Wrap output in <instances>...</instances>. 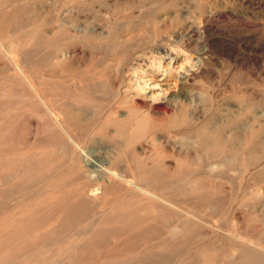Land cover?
<instances>
[{
    "label": "rangeland",
    "instance_id": "obj_1",
    "mask_svg": "<svg viewBox=\"0 0 264 264\" xmlns=\"http://www.w3.org/2000/svg\"><path fill=\"white\" fill-rule=\"evenodd\" d=\"M0 1H2L0 2L1 5L0 16L9 14V11L14 10L11 7V5L13 4L12 1L14 0H0ZM18 1L19 0H17V3H20L21 5H24L27 2V0H20L19 2ZM107 1H108L107 4L97 5L96 6L98 10L97 13L95 12L89 14L88 16L90 20L89 19L88 20L91 21L90 23L92 25L98 23L99 24L109 23L110 21H114L115 28L113 27V32L111 34L112 36L100 40H94V39L85 40L83 43H78L74 46H71V49L72 48L75 49L74 56L70 61L71 62L70 66L72 69L78 68L80 70L82 69V71L84 72H87L95 67L96 62L111 61L112 63L116 64V62L120 61L123 56L130 53L136 45L142 44L145 41L150 40V37H152V25H153L152 23H150L152 16L155 14L159 15L160 12H163V10H167L169 5L170 6L172 5L171 7L169 6L170 9L172 7L178 9L181 8L182 6L189 5L187 6V11H188L187 14L189 19L192 18L191 20H195V18L193 17H196V15L200 19L199 17V14L201 13L200 6L203 5L202 4L203 0H107ZM1 3L4 4L2 5ZM37 3L39 4V8H40V10L38 9V12L40 11V16L42 15L41 17H39V21L42 20L40 23L42 24L43 22V24L41 25L39 23L41 26L37 24L38 26L35 27L36 28L40 27L42 31L43 29L44 31L45 30L47 31L49 30L48 29L49 27L44 21L48 17H50V15L53 12L52 10L49 9L52 8L54 10V8H56L61 4V0H37ZM206 4L207 7L210 6L209 7L210 16L207 20L208 22H210L209 25L211 24V26L209 28V35L208 33H206L207 34L206 39L208 41L210 40V42L208 44L209 53L207 52L204 55L205 62L202 63V59L197 54L191 55L192 56L191 60L189 59L187 60L185 57H181L180 59L173 62L172 67L169 68L171 72L169 73L165 72V69H163L161 72L156 73L155 76L153 77L154 80L149 82V84L154 83L156 85H152L149 88H147V91L145 90L146 92H144V94L148 95L149 100L150 98L153 99L151 101L155 100L154 101L155 107L158 106L159 109L167 110L169 112L171 109L167 105L168 101L173 97V95L175 96L179 94V92L183 91L184 86L181 85L182 79L185 76H190L192 70L195 71L199 66H201L200 68L201 70L199 72L200 76L196 77L197 78V79L195 78L196 81L192 80L190 85H188L192 89L193 91L192 93H194L196 96L194 97L195 99L194 101H196L194 103H197L198 100H201L202 101L201 105H205L208 109L206 110L207 113H205V115L202 113H199L202 114L200 115V117L197 114L195 115L200 118L198 119L196 117L197 119L196 126L203 124L204 120L208 118L209 115L210 118L211 116L213 117L212 121H214L215 124H217L218 121L221 122L222 121L221 119L224 118V116H227L228 114L235 112L236 110L235 104L237 106L242 107L243 110L247 106L245 108L247 109L246 111H249L250 108L253 107V105L257 106L259 109L258 111H260L261 113L263 112L262 114H264V0H209V2H207ZM47 7H49V9ZM3 8L5 9V11ZM169 8L168 10H170ZM41 11L42 13L45 14H42ZM197 17L196 20L198 19ZM35 27H31L30 29H34ZM138 31L141 33H139ZM139 39L140 41H138ZM129 44L130 46L134 44V46L128 47L127 45ZM118 45L119 46L121 45V47H119ZM223 46H225L226 49ZM19 60H21L19 57L14 56L13 61L15 63L19 62L18 64L19 65L21 64L20 66L22 67V62ZM5 62L0 60V71L3 72L9 71L10 69V67L8 66L9 64ZM16 66L17 68H19L17 64ZM23 67H25V69H30L33 67V64L27 66L28 68L26 67V65ZM46 72L47 73L49 72V68L46 69L45 73ZM142 75L143 74H139L140 80L138 82L142 86H144L143 83L147 82L148 78L150 77H148L147 74H144L143 76ZM3 76L4 75L0 74V91H3L5 89L4 87L5 84L2 80ZM46 89L44 93L46 97H48L50 93L48 91L50 89H48L47 86ZM22 90L24 89L20 88L18 89V92L21 94V92H23ZM79 90H81L82 92L84 91L85 93L90 95L91 98L97 100L102 95L104 88L101 86L100 87L97 86V87H87L85 89L79 88ZM27 93L28 91L26 90L25 94ZM23 94L24 93H22V95ZM26 98L28 100L25 99L26 100L25 101L22 98L17 99L15 97L16 100L21 101L20 102L21 104L18 101L16 103V100L13 98L12 100L9 99V103L12 106L9 105L8 101L7 103L9 107H12L11 109L13 110L10 109L11 113H9L8 111V114L6 111L9 110L7 103H3V101H0L1 103L0 104L1 105L0 106V131H1L0 132V181H1L0 185L2 184L0 186V191L2 192V193L0 192V198H1L0 200L3 202L4 199L5 201L4 203L2 202L0 203L1 204L0 205L1 206L0 207V224H1L0 225V264H61V263L89 264L98 261L99 262L103 261L104 263L106 260L110 259L111 257H114V253L115 256H119L120 254L123 255L125 253H128L129 251L137 249L140 246L139 243L135 244V242L134 243L131 242L129 245L127 242L125 243L124 241L121 240L125 239L126 241L130 237L132 238V240L130 239V241H133V239L136 241L138 239L137 242L141 240V243H143L142 240L143 241L147 240V236H149L148 238H154L157 237V233H160V235L163 234L164 238L167 240L166 245L162 248L163 251L161 249L155 256L151 257L150 260H148V263L147 261L144 262L145 264H153V263L154 264H237V263L242 264L240 255L242 254L241 252L243 250L242 249L243 247L246 248L247 246H249L254 251L258 249L263 250L264 227H262V225L264 226V217L262 215H264V185L261 184L262 182H260V180L262 178H260V175L258 173H260L259 170L261 169L264 170V164H263L264 152L263 155L261 154L260 158L257 159L247 158L237 163L236 165H231V167L230 166L225 167L222 163L220 164V162L217 159H216L218 161L216 162L217 164L216 163L209 164L210 162L209 163L199 162L198 158L201 157L202 154V153L200 154V152L196 153L191 151L192 153L191 152L186 153V151H183L182 152L183 155L180 154L181 156V159H179L180 162L178 161L179 163H176V166H173L172 164L169 165L170 167L168 168L169 170H167L166 168V170L164 169V172L166 173L168 171V173L166 174L172 176L176 175L181 180L184 178V180L180 182L182 190L186 186L184 191L186 190L189 192H196L198 189L202 188L204 192L208 193V199H209L208 201L211 202L209 204L210 205L209 207L211 208L209 207L204 208L202 205L193 201L194 200L193 196L186 197L185 195H183L178 197L176 195L170 194L169 192H167L166 190L157 186L154 183H148L149 184L148 185L143 182H139L135 178L134 180L132 179V181H130L129 185H132L131 183H133V185H136L137 187H134L132 185V187L136 189L135 191L128 193V195L126 193L127 189L124 190L123 189L124 187L118 190L120 191V193L117 190H116L117 193L114 191L112 192V190L105 191L103 186H98V184H96L99 183V181L105 175L104 173L105 170L107 169L106 161H104L102 156L104 152V148H102V146L104 145L92 144L86 149L87 151L85 150L82 153V155L85 156L82 155L80 156V162L82 164L84 163L83 165L86 166L88 165L87 167L90 169L88 178L90 184L92 183V187H90L89 185L86 188L92 192L86 193L87 195L85 193H80L79 197L81 199L82 198L84 199L89 195L88 198L89 197L95 198L96 200V202H94L95 204L90 208H85L84 205L82 204L77 205L79 208L76 207V205H74V207L76 208L70 206V208H73V210L74 209L76 210L78 209V210L77 212H75V210L74 211L70 210L71 213L69 212L70 214L68 213L67 216H63L61 214V216H63L64 218L59 216L60 210H58L57 207L59 205H54L53 209L49 211L50 213H48L47 215L43 214L42 212L43 210L39 209V207L41 208L40 206L41 204L39 203L52 199L53 198L52 195L54 194V196H56V194H58L57 191L60 192L63 190L62 188L63 186L65 189V187L68 186L67 183L70 184L74 176V174H72L73 175L72 176L70 173H72L73 171L75 173L78 166L77 167L73 166V164L71 163H74V160H72L73 162L71 161L69 162V164H66L65 167L66 169L65 168L62 169L61 167L63 165L61 164L65 161L66 157L62 160V163L61 160L58 161L61 164L57 162L60 165H56L57 164L56 162L53 163V158H54L53 152L51 153L50 150L51 147L48 148L47 146V144L51 143L52 138L49 135V133L45 131L46 129L44 128V126H47V124L50 122V120H47L50 119L49 112L45 109L46 106L42 105L41 100L39 102V101H35L39 99H34L29 97ZM24 101L25 102L28 101L27 102L28 105L27 103L26 104L23 103ZM33 103H36L37 105ZM5 105L7 107H5ZM16 105L17 106L19 105L18 110H17L18 107L16 108ZM31 105L34 108L31 107ZM39 105L40 107H37ZM25 107L27 110L25 109ZM29 107H31L32 110L31 108L29 109ZM227 108L230 109L231 112ZM19 110L20 113L22 112L23 113L17 114ZM13 111H14V115L12 114ZM5 114L8 115L7 118ZM44 114L47 116H45ZM2 117H4L5 119L4 118L2 119ZM18 118H20L18 123L16 122L15 124H13V122L18 120ZM12 119L14 121H12ZM239 123L243 124L242 126L245 127L247 125L245 123H248L246 116L243 117ZM236 124L237 123L233 121L229 125V127H232V129L236 130L237 129ZM3 126L5 128L7 127L8 132ZM8 126H11L12 128L10 129L13 130L9 131ZM14 127L16 128L14 129ZM4 131L10 133V135L5 133ZM6 134L8 137L6 136ZM3 135H5V137ZM261 136H264V132L261 133ZM58 152H60L59 154H61L63 151L60 150ZM197 154L200 156H198ZM61 155L59 156L63 158V156ZM51 156L53 157L51 158ZM50 160L52 161L53 165L49 164ZM34 161H36L37 163ZM200 161H202V159ZM32 164H34L36 167ZM261 164H263V166H260ZM44 165L46 166V168ZM50 165L51 168H49ZM54 165L58 167L55 168L56 166L53 167ZM133 167L134 166L127 167V169L124 172L125 176L128 177V179L133 178V176H129L130 174L136 173V172H132L135 171ZM180 167L182 170H180ZM56 169H58V171H56ZM177 169H179V171ZM61 170H63L64 172L65 171L70 172V173L68 172L67 174L65 173V175H67L66 177L67 179L64 180L65 176H62L64 172L62 173V175L60 174L62 172ZM26 172L29 175H26ZM30 172H32L33 175L30 174ZM180 173H182L183 176H181L182 174ZM58 174L62 176V179L60 180L62 181L61 183L58 182L60 178ZM13 175L15 180L13 179ZM21 176H22V180L20 179ZM27 176L32 180L29 179ZM42 176L43 178H41ZM17 178H19V180ZM55 178L58 180H56ZM65 182L66 185L64 184ZM199 182L202 184L204 183V185L202 184L200 185ZM7 184L9 185V187ZM46 186H48V189L46 188ZM60 187L62 189H60ZM139 187L140 189L143 188H148L150 190L152 189L151 191L153 192V194L155 193L154 196L157 199L162 200V203L164 202L163 204L165 205H163L164 207L162 211L157 212L156 217H153V219L154 218L157 219L156 220L154 219V221L153 219H151L150 222L146 221V224L147 223L149 224L148 225L143 224L142 227L144 228L139 227L142 225V223H140V225H138L139 223H136L135 225L137 228L134 229L135 228L134 225V227H132L133 230H130V232L128 233L126 232H123L121 234L112 233L111 235H107L108 238L105 237V239L102 240L95 239V236L93 237V235H96L95 232L97 231L95 227H97L101 221L104 222L106 220V219L103 220V218L104 217L106 218L110 213H112L111 210L113 208H114L113 212H115V216H116V214H118L119 211L126 208V207L124 208L125 205L127 206V208L131 210L132 208L135 207L133 206L134 200L137 201L138 198L140 199L139 195L137 196V194L139 193L138 191H140ZM86 188L81 189V192H84V189ZM192 188L193 189L197 188V189L192 190ZM162 189L166 192L165 194ZM187 189H191V190H187ZM49 192H51L52 194H50ZM122 193L123 194L126 193V194L123 195ZM12 194L13 195L16 194V196H12ZM20 194L22 196H20ZM104 195L105 197H103ZM131 195H133V198L134 196L135 198L137 196V199L135 198L134 200H132L133 198L130 199L132 197ZM5 196H9V198L6 199ZM125 196L126 197L129 196V199L126 198ZM126 199H128L129 201H127ZM125 201L128 204L125 203ZM139 201L140 203L138 201L134 203L135 205L137 204L136 207L133 209L134 211L136 208L138 209V211H135L136 213L137 212L139 213V211L141 212L147 206L149 207L151 205L145 202L144 200L141 201L140 199ZM143 202L145 203L143 204ZM167 202H169L168 207L166 205ZM11 204L14 206L13 208H11L12 207ZM117 204L119 205V207ZM139 204L140 205L142 204V206H140ZM6 205L7 207H5ZM9 205L11 206L10 208ZM236 206L238 207V209ZM121 207H123V209ZM218 207H220L221 209H219ZM21 208L23 209L21 210ZM141 208L143 209L141 210ZM37 209L38 211L40 210L41 212H38ZM117 209L119 210L117 211ZM87 210L90 212H88ZM72 211L75 212L74 214L76 216L72 213ZM84 211L87 212L88 214L84 213ZM32 214H34L35 216L37 215V217H34ZM39 214L45 215L44 218L45 219L47 218L46 219L47 221L43 218V216L41 220V216ZM84 214L86 215L83 217ZM112 214L114 215V213ZM25 216L26 218H28L29 216L28 218L29 225L33 224L35 226L27 225V229L29 228L28 230L26 229L19 232L15 224L18 223L19 220L21 221V219H26L23 218ZM31 216L33 217L31 218ZM80 216H82V218ZM70 217L72 218L70 221L73 222H69ZM17 218L19 219L18 221L16 220ZM75 218L77 221L74 220ZM160 219L163 220L160 221ZM156 221H158V223H156ZM62 222H64V225ZM162 222L163 225L165 223L164 227L161 224ZM195 222L199 224H195ZM159 223L162 227L158 228L157 225H159ZM60 224L62 227L60 226ZM95 224L97 226H93ZM58 225L59 228L57 227ZM153 225H155V227ZM193 226L194 228L192 230ZM66 227L69 229H67ZM157 228L159 229V232L157 231L158 230ZM149 229L150 231L148 232ZM139 230H141L143 235H146L145 236L146 238L143 237V235L141 234V232H139ZM144 230H146L148 232L147 234L149 235L143 232ZM161 230L163 233L161 232ZM131 231L132 232L134 231V233H132ZM135 232L141 234V236L136 234ZM24 233L26 236L24 235ZM71 233L73 234L70 235ZM54 236H56L55 239ZM65 236H68L69 239H67V237ZM186 236H191V238H193L191 239L192 240V242H190L191 244L181 243L179 244V246H174L169 242V241L174 242L176 240L183 242ZM89 238L90 240L91 239L92 240L90 241ZM78 239L80 240L78 241ZM81 240L82 241L85 240L84 242L86 243V249H84L85 243L82 244ZM77 241L83 247L84 251L85 250L87 251V248L90 245L93 247V248H88L87 252L89 253L85 251V254L87 253L89 255H85V254L82 255V252L80 250L82 249V247L79 245V243H76ZM194 241L196 242L194 243ZM92 242L94 245L92 244ZM121 242L124 243L122 244ZM35 244L37 246H35ZM126 244H128L127 247L129 249L126 247ZM54 251L57 252L55 253ZM116 253H118L119 255L118 254L116 255ZM231 259L233 262H231Z\"/></svg>",
    "mask_w": 264,
    "mask_h": 264
},
{
    "label": "bare ground",
    "instance_id": "obj_2",
    "mask_svg": "<svg viewBox=\"0 0 264 264\" xmlns=\"http://www.w3.org/2000/svg\"><path fill=\"white\" fill-rule=\"evenodd\" d=\"M31 1H33V0H27L26 4L22 3L24 5H21L20 3H17V0H14V1H12L13 4L11 5V7L14 10L13 11L7 10V11H9V14L5 13L6 15H4V16L1 15L2 17L0 16V60H2L4 62L6 61L9 64L8 66L10 67L9 71H6V72L0 71V74L4 75L2 77V80L5 84L4 85L5 89L3 91H0V101H3V103H7V101H8V103H9V99L12 100V98L15 99V97L17 99L22 98L23 100L27 99L26 97L39 99V100H35V101H39V102L41 100L42 105L46 106L45 109L49 112V116H50V119H47V120H50V122L48 121L49 123L47 122L48 124H47V126H44V128L46 129L45 131H47L52 138L51 143L47 144V146H48V148H50V147L52 148V149L50 148V150H51V153L53 152V155H54L53 163L54 162L57 163L60 160L62 163V160L66 157L65 161L62 164L60 162H58L64 166V167L63 166L61 167L62 169H64L66 167V164H69V162H71L72 160H74V163H71V164H73V166H75V167L78 166L75 173L73 170H71V171H73L72 173H70L68 171L71 175L74 174V176L72 175L73 176L72 182L70 184L67 183L68 186L65 187V189L63 186L62 187L63 190L60 192L57 191L58 194H56V196H54V194H53L52 195L53 198L51 197L52 199L47 200L48 199V197H47V199L45 198L47 201L39 203V204H41L40 205L41 208L39 207V209L43 210L42 211L43 214L47 215L48 213H50L49 211H51L53 209L54 205H59V206H57L58 210H60V212L57 210L60 214L59 216H61V214L63 216H67L68 213L70 212V210H73V208H70V206L74 207V205H76V207H78L77 205L82 204V205H84L85 208H90L91 206H93L95 204L94 203V202H96L95 198H90V197L88 198L89 195L84 199L83 198L81 199L79 197L80 193L86 194L88 192H92L86 188L89 185H90V187H92V183L90 184L89 178H88V176H89L88 174H89L90 169L87 167L88 165L87 166L83 165L84 163L82 164L80 162V156L92 144L104 145V146H102V148H104V152H103L102 156H103L104 161H106L107 169L105 170V173H104L105 175L102 177V179L99 181V183H96V184H98V186H103L105 191L112 190V192L114 191L117 193V191L120 188L122 189L124 187L123 189L124 190L127 189L126 193L128 195V193L133 192L136 189V188L134 189L132 187L133 183H131L132 185H129L130 181H132V179L134 180V178H135L139 182H143L145 184L154 183L157 186H159V187L163 188L164 190H166L167 192H169L170 194L176 195L178 197L183 196V195H185L186 197L187 196L188 197L193 196V198H194L193 201L202 205L204 208H206V207L208 208L210 206L209 204L211 203L210 201H208L209 200L208 199V193L204 192L202 188L198 189L196 192H189L186 190L184 191L186 186L182 190L181 183H180L181 181L184 180V178L181 180L176 175L172 176V175L166 174V173H168V171L166 173L164 172V169L166 170V168H167V170H169L168 169V168H170L169 165L172 164L173 166H176V163L180 162L179 161V159H181L180 154H182L183 151H186V153L187 152L189 153L191 151L196 152V153L200 152V154L201 153L202 154H201V157L198 158L199 162H203V163H209L210 162L209 164H215L216 162L219 161L220 164L222 163L225 167L226 166L231 167V165H236L237 163H239L242 160H245L247 158L257 159V158L261 157V154L263 155V152H264V136H261V133L264 132V126H263L264 114H262L263 112L261 113L260 111H258L259 109L257 106L253 105V107H251V108L249 107L250 108L249 111H246L247 109H245V108L247 106L243 110L242 107L237 106L235 104V106H236L235 112L228 114L227 116H224V118L221 119L222 120L221 122L218 121V123L215 124V122L212 121L213 117L211 116V118H210L209 117L210 115H209L208 118H206L204 120L203 124L196 126L197 125L196 117L198 119H200L199 118L200 115H202V114L205 115V113H207L206 110H208V109L205 105H201V102H202L201 100H198L197 103H194V102H196V101H194L195 100L194 97H196V96L194 93H192L193 91L188 85H190L192 80L196 81L195 78L200 76L199 72L201 70L200 69L201 66H199L197 68V70H195V71L192 70V73L190 74V76H185L182 79L181 85L184 86L183 91L179 92V94H177L175 96L173 95V97L168 101L167 105L171 109L169 112L167 110L159 109L158 106L155 107V105H154L155 100L151 101V100H153L151 98L149 100L148 95L144 94V92L147 91V88H149L152 85H156L154 83L149 84V82L154 80L153 77L155 76V74L158 72H161L163 69H165V72H168V73L171 72L169 68L172 67L173 62L180 59L181 57H185L187 60L188 59L191 60V58H192L191 55L197 54L202 59V63L205 62L204 55L208 52V44L210 42V40L208 41L206 39L207 38L206 33H208V35H209V28L211 26V24L209 25L210 22H208V20H207L210 16V10H209L210 6L207 7L206 3L209 2V0H203V2H202L203 5L200 6V8H201V13L199 14L200 19L196 15V17L198 18L197 19L198 21L196 20V17H193V16L192 17L195 18V20H191L192 18L191 19L188 18L187 6H189V5L182 6L181 8H178V9H175L174 7H172L175 10L172 8L170 9L169 4H168L169 6L165 5V6H168V8L170 10H168V8H167V10H163V12H160L159 15H156V14L153 16L151 15L152 18L150 20V23H152L153 25H152V37H150V40H147L142 44H138V43H137L138 45L135 44L136 46L133 48V50L130 53H128L127 55L123 56L120 61L116 62V64L112 63L111 61L96 62L95 67L92 70L90 69V71H87V72L82 71V69L80 70L78 68H75V69L71 68V66H70L71 62L70 61H71L72 57L74 56V50H75L74 48L71 49V46H74L78 43H83L85 40H90V39L100 40V39H105V38H108L109 36H112L111 34L113 32L114 21L108 20V21H110L109 23H100V24L98 23V24L92 25L90 23L91 21H89L90 18L88 16L91 13H95V12L97 13V11H98L96 8L97 5L107 4L108 1L107 0H61V4L59 6H57L56 8H54V10L52 8L49 9V7H47L49 10L53 11L52 14L50 15V17H48L44 21L47 24V26L49 27L48 28L49 30H47V31L46 30L44 31V29L42 31V29H40V27L39 28L35 27V26H38L37 24H39L42 21V20L39 21V17H41L42 15L40 16V11L38 12V9L40 10V8H39V4L37 3V0H34L33 2H31ZM0 2H2V1H0ZM1 4L3 5L4 3H1ZM8 7H9V4H8ZM4 8H6V7H4ZM190 9H189V11H190ZM4 11H5V9H4ZM41 13H42V11H41ZM49 13H50V11H49ZM42 14H45V13H42ZM92 16H94V15H92ZM42 24H43V22H42ZM31 27H35V28L30 29ZM130 30H131V28H130ZM139 33H141V32H139ZM125 38H128V37H125ZM119 40H120V38H119ZM138 41H140V39ZM130 44L127 46L129 47ZM16 45H17V47H16ZM131 46H134V44ZM119 47H121V45ZM223 47L225 48V46H223ZM123 50H126V49H123ZM14 56L15 57L17 56L21 59L19 61L22 62V67L20 66L21 64L20 65L18 64L19 62L15 63L13 61ZM16 64L19 66V68H17ZM30 64H33V67L30 69H25V67H23L25 65L27 67ZM47 68H49V72L45 73ZM139 74H143V75L147 74V76L150 77V78H148L147 82L143 83L144 86H142L138 82L140 80ZM45 85L47 86L48 89H50L48 91V92H50L48 97H46V95L44 93V91L46 89ZM97 86L98 87L101 86L104 88L102 95L97 100L91 98L90 95H88L84 91L82 92L81 90H79V88L85 89L87 87H97ZM20 88L24 89L25 92L27 90L28 93L25 94L24 90H22L23 92L20 91L21 92V94H20L18 92V89H20ZM22 93H24L25 95L24 94L22 95ZM240 99H241V97H240ZM242 99H243V97H242ZM244 100H246V99H244ZM17 101L19 103L21 102L19 100H16V103H17ZM25 101L23 103L26 104L28 101L27 102H25ZM39 102H38V104H39ZM3 103H2V105H3ZM8 103H7V106L9 107L10 103H9V105H8ZM33 104H36V103H33ZM27 105H28V103H27ZM7 106L5 105V107H7ZM10 106H12V105H10ZM31 107H33V106L31 105ZM31 107H29V109ZM37 107H40V105ZM233 107H234V105H233ZM11 108L12 107H9V110H6L7 114H8V111H9V113H11L10 111L13 110ZM16 108L18 110L19 105L18 106L16 105ZM25 109H26V107H25ZM31 110H32V108H31ZM224 110H226V109H224ZM228 110H230V109H228ZM6 111H5V113H6ZM230 112H231V110H230ZM18 113H20V110H19V112H17V114ZM22 113H20V114H22ZM199 113H202V114H199ZM7 114H5L6 118L8 116ZM12 114L14 115V111ZM196 114L199 115V117L195 116ZM5 115H4V117H5ZM45 116H47V115H45ZM245 116L248 120V123H245L247 125L245 127H243L242 126L243 124H240L239 122ZM4 117H2V119ZM38 117H41V116H38ZM20 118H18V120H16L15 122H13V124H15L16 122L18 123ZM10 119H11V117H10ZM14 119H15V117H14ZM44 120H46V119H44ZM12 121H14V120L12 119ZM12 121H11V124H12ZM233 121L235 123H237L236 124L237 125L236 130L232 129V127H229V125ZM11 126H8L9 131L11 130L10 128H12ZM1 128H2V126H1ZM15 128L16 127H14V129ZM5 129L7 131V127ZM6 131H4V132L7 133L8 131L7 132ZM7 134L10 135V133H7ZM7 134H6V136H7ZM3 136L5 137V135H3ZM5 145H7V144H5ZM60 150L64 152V153L62 152L63 154L61 153L62 155L59 154L60 152H58ZM73 153H75V154H73ZM59 155L63 156V158L60 157ZM202 155H203V157H202ZM82 156H85V155H82ZM198 156H200V155H198ZM34 157H35V155H34ZM47 157H48V155H47ZM52 157L53 156H51V158ZM201 159H202V161H200ZM31 160H33V159H31ZM51 160H50L51 163L49 162V164L53 165ZM38 161H40V160H38ZM48 161H49V158H48ZM34 162H36V161H34ZM199 162H198V164H199ZM58 163L56 165H60ZM263 164H261L260 166H263ZM32 165H34V164H32ZM56 165H54L53 167H55ZM37 166H38V164H37ZM132 166H134L133 169H135V171H132V172H136V173H134L135 177H134V174L129 175V176H133V178H130L131 179L130 180V179H128V177L125 176L124 172L127 169V167H132ZM14 167H15V165H14ZM57 167L58 166H56L55 168H57ZM69 167H70V165H69ZM71 167H72V165H71ZM38 168H39V166H38ZM45 168H46V166H45ZM49 168H51V165L49 166ZM259 168H261V167H259ZM8 169H10V168H8ZM34 169H36V168H34ZM59 169H60V167H59ZM177 170L179 171V169H177ZM180 170H182L181 167H180ZM56 171H58V169H56ZM61 171H60L61 172L60 174L62 175V173L64 171L63 170H61ZM68 172L65 171L63 173L62 176H65L64 180L67 179L66 178L67 175H65V173L67 174ZM259 172L260 173H258V174L260 175V178H262L260 180V182H262L261 184L264 185V170L261 169V170H259ZM177 173H175V174H177ZM30 174H32V172H30ZM48 174H49V172H48ZM53 174H55V173H53ZM60 174H58L60 177L58 182L61 183L62 181H60V180L62 179V176H60ZM180 174H182V173H180ZM26 175H29V174H27V172H26ZM181 176H183V174ZM15 177H17V176H15ZM41 178H43V176ZM69 178H70V176H69ZM13 179L15 180L14 175H13ZM17 179L19 180V178H17ZM20 179L22 180V176L20 177ZM29 179H31V178H29ZM35 179H37V178H35ZM56 180H58V179H56ZM96 182H98V181H96ZM64 184L66 185V182ZM201 184L202 183H200V185ZM28 185H29V183H28ZM202 185H204V183ZM50 186H51V184H50ZM93 186H94V184H93ZM133 186L137 187L136 185H133ZM8 187H9V185H8ZM95 187H97V186H95ZM46 188L48 189V186H46ZM62 188L60 187V189H62ZM83 188H86V189H84V192H81V189H83ZM139 189H140V187H139ZM194 189H197V188H194ZM194 189L192 188V190H194ZM151 190L148 188H143V189H140V191H138L139 193L137 194V196L139 195L141 201L144 200L148 204H151L149 207L147 206L145 209L141 208V210L142 209L143 210L141 212L139 211V213L138 212L136 213L135 211H138V209L136 208L135 211L133 210L137 205V204L135 205L134 203L137 201L140 203V201H139L140 199L138 198L139 199L138 200L137 196H136V198L134 196V198L137 199V201H136V200H134L133 195H131L132 197L130 196L131 197L130 199L133 198L132 199V200H134L133 206H135V207L132 208V210H131V209L127 208V206L124 204L125 205L124 208L126 207L127 209L126 208L123 209V207H121L123 210L119 211L118 214H116V216H115V212H113L114 211L113 210L114 208H113L111 211H112V213H114V215L112 213H110L106 218L105 217L103 218V220L106 219L104 222L101 221L102 220V218H101V220H100L101 222L98 224V226L96 224L93 225V226H97V227H95V229H97V231L95 232L96 235H93V237L95 236V239L102 240V239H105V237H107V235H111L112 233L113 234L114 233H117V234L120 233L121 234L123 232L128 233V232H130V230H133L132 227H134V225L136 223H139L138 225H140V223H142V225L139 227L144 228V227H142L143 224L145 225L146 221L150 222V220L153 219V217H156L157 212L162 211V209L164 207L163 205H165V204H163L164 202L162 203V200H159L154 196L155 193L153 194V192ZM164 190H163V192L165 194L166 192ZM187 190H191V189H187ZM121 191H123V190H121ZM29 192H30V190H29ZM118 192L120 193V191H118ZM49 193L52 194L51 192H49ZM53 193H55V192H53ZM43 194H44V192H43ZM125 194H123V195H125ZM194 194H196V195H194ZM160 195H162V194H160ZM12 196H16V194H14V195L12 194ZM20 196H22V195L20 194ZM103 197H105V195ZM113 197H114V195H113ZM178 197H177V199H178ZM2 198H4V197H2ZM5 198L8 199L9 196H5ZM106 198H107V196H106ZM126 198L129 199V196ZM45 199H43V200H45ZM128 199H126V200L129 201ZM163 200H164V198H163ZM1 202L2 201L0 200V203ZM4 202L5 201L3 199L2 203H4ZM30 202H32V201H30ZM145 202H143V204ZM170 202H171V199H170ZM125 203H127V202L125 201ZM168 203L169 202L166 203L167 207H168ZM6 204H9V203H6ZM3 205H5V204H3ZM129 205H130V203H129ZM11 206L9 205V208L14 207L12 204H11ZM23 206H24V204H23ZM140 206H142V204ZM171 206H173V205H171ZM5 207H7V205ZM76 207H74V208H76ZM118 207H119V205H118ZM81 208H80V210H81ZM130 208H131V206H130ZM209 208H211V207H209ZM218 208L221 209L220 207H218ZM22 209L23 208H21V210ZM172 209H173V207H172ZM237 209H238V207H237ZM40 210L38 211V209H37L38 212H41ZM74 210H75V212H77L78 209L77 210L74 209ZM103 210H104V208H103ZM118 210L119 209H117V211ZM73 211H72V213L74 214L75 212H73ZM111 211H109V212H111ZM167 211H169V210H167ZM88 212H90V211H88ZM100 212H102V211H100ZM84 213L88 214L85 211H84ZM43 214L42 215L39 214L41 216V220H42V216H43V218L45 217V215H43ZM86 214H84L83 217ZM107 214H108V212H107ZM32 215L34 217H37V215L36 216L34 214H32ZM72 215H71V217H72ZM26 216L23 218H26ZM29 216H30V214H29ZM29 216H28V218H29ZM33 216H31V218ZM63 216H61V217L64 218ZM262 216L264 217V215H262ZM53 217H55V216H53ZM71 217L69 218V222H73V221H70L72 219ZM80 217L82 218V216H80ZM159 217H158V219H159ZM28 218H26V219L20 218L21 221L18 218L16 219L17 221L19 220V222L15 224L19 232L27 229V225H29ZM67 218H65V219H67ZM154 219H153V221H154ZM30 220H32V219H30ZM74 220L77 221L76 218ZM162 220L160 219V221H162ZM57 221H59V220H57ZM66 221H64V222H66ZM158 221H156V223H158ZM64 222H62L63 225H64ZM163 222L161 223L162 225H163ZM197 222H195V224H199ZM148 224L149 223H147L146 225H148ZM9 225H7V226H9ZM32 225L33 224H31L29 226H32ZM164 225H165V223H164ZM164 225H163V227H164ZM33 226H35V225H33ZM60 226H61V224H60ZM153 226L155 227V225H153ZM157 226H158V228L162 227L160 225V223ZM57 227L59 228V225ZM188 227H190V226H188ZM262 227H264V226L262 225ZM58 228H55V229H58ZM63 228H64V226H63ZM136 228L137 227L135 225L134 229H136ZM193 228H194V226L192 227V230H193ZM67 229H69V228H67ZM260 229H261V227H260ZM162 230H161V232H162ZM134 231L133 232L131 231V232L134 233ZM149 231H150V229L148 230V232ZM157 231L159 232V229ZM139 232H141V230H139ZM143 232H145L146 234L148 233L146 230H144ZM72 234L73 233H71L70 235H72ZM136 234L141 236L142 232H141V234H139V233H136ZM158 234H159V236H158ZM24 235H25V233H24ZM39 235H40V233H39ZM74 235H75V233H74ZM147 235H149V234H147ZM59 236H61V235H59ZM68 236H65V237H67V239H69ZM145 236L146 235H143L144 238H146ZM55 237L56 236H54V239H55ZM148 237L149 236H147V240H145V241L142 240L143 243H141V240L139 242H137L138 239L136 241L134 239H133V241H130V239L132 240V238H130V237L126 241H125V239L121 240V241H124L125 243L127 242L129 245L131 242H133V243L135 242V244L139 243L140 246L138 244L139 247L137 249L133 248L134 250L129 251L128 253H125L123 255H121V254L119 255L118 253H116V255L118 254L119 256H115V253H114V257H111L110 259L106 260L107 262L105 261L103 263V261H100V262H102V263H100L98 261V262H93V263H89V264H145L144 262H146V261L148 263V260H150L151 257L155 256L166 245V241H167L164 238L163 234L160 235V233H157V237H154V238H148ZM191 239H193V238H191V236H186L184 238L183 242L182 241L180 242L177 240L174 241V239H173L174 242H172V241H169V242L174 246H179V244H181V243L189 244L190 242H192ZM79 240L80 239H78V241ZM89 240H90V238H89ZM238 240H240V239H238ZM78 241L76 243H79ZM84 241H82L81 243L84 244L85 243ZM124 242H121V243L123 244ZM195 242L196 241H194V243ZM62 243H63V241H62ZM76 243H75V245H76ZM103 243H104V240H103ZM24 244H27V243H24ZM30 244H29V246H30ZM92 244H93V242H92ZM128 244H126V247ZM5 245H7V244H5ZM54 245H56V244H54ZM79 245H80V243H79ZM35 246H37V245L35 244ZM90 246H88V248H93L92 246L91 247ZM246 246H247V244H246ZM84 247H85L84 249H86V243H85ZM25 248H26V246H25ZM88 248H87V251H88ZM167 248H168V246H167ZM242 249H243L241 252L242 254L240 255L242 264H264V248H263V250L258 249L259 251L258 250L254 251L251 247L247 246L246 248L243 247ZM80 250L82 252V255L85 254L86 250L84 251L83 247ZM162 251H163V249H162ZM87 253H89V252H87ZM87 253L85 255H89ZM77 254H79V253H77ZM178 259H180V258H178ZM231 262H233L232 259H231Z\"/></svg>",
    "mask_w": 264,
    "mask_h": 264
}]
</instances>
